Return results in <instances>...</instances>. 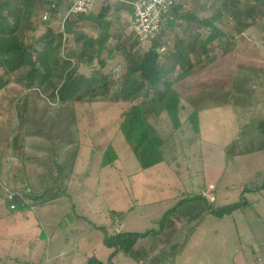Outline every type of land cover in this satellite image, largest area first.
Masks as SVG:
<instances>
[{
  "label": "rangeland",
  "instance_id": "374dc122",
  "mask_svg": "<svg viewBox=\"0 0 264 264\" xmlns=\"http://www.w3.org/2000/svg\"><path fill=\"white\" fill-rule=\"evenodd\" d=\"M113 1L97 0L93 7L95 13L100 3ZM37 5L42 9L40 18L45 20L46 6L40 1ZM182 25L188 28L185 22ZM57 26L55 23L48 33H53ZM124 27L121 17L115 20L114 31ZM222 29L236 41L232 51L216 53L211 64L178 83L182 95L181 128L173 130L166 112L151 114L149 118L163 137L174 131L172 144L178 158L182 156L180 151L190 152L181 162L177 159L180 164L163 163L150 169L140 167L119 131L123 113L130 108L129 102L72 99L61 103L58 95L51 98L37 87L29 88L24 70L7 76L10 83L0 91V216L12 211L6 202L8 188L27 189L30 186L35 191H43L52 188L59 177L60 184L66 185L71 195L44 205L34 203L30 210L14 211L8 218H0L3 241L0 245L8 248L12 257L39 264L43 250L12 246L9 240L35 238L43 231L45 238L53 237L48 240L44 264H86L92 257L107 262L113 248L106 244L105 232L98 226H104L109 234L158 228L163 214L179 199L178 196L176 200L171 199L176 177L184 181L183 189L193 190L188 180L191 181L192 172L198 173L200 184L194 188L204 195L206 189L201 187L206 176L204 162L208 164V179L217 182V189L211 185L208 196L204 195L207 199L221 206L244 195L250 203L222 217L208 215L194 231L176 264H264V188H260L264 185V148L257 150L264 142L257 131V126L264 124V28L255 25L237 34L232 20H226ZM75 30L76 34L98 33V29L86 20L79 22ZM33 33L35 38L41 37L47 33V28ZM74 38L64 33L61 49L63 55L75 63L77 45ZM172 44L170 41L167 49L161 50L169 51ZM3 72L0 67V74ZM79 72L88 71L81 67ZM216 107L218 112L208 111ZM195 109L203 110L207 142L199 140L200 130L197 132L188 119ZM245 124L249 126L238 135L240 140L235 150L242 155L227 159L222 144L227 143L226 147L234 141ZM109 144L116 150L118 159L114 165L102 167V154ZM58 165L66 166L63 174H59ZM73 204L77 213L88 220L71 221L67 228L60 227L63 218L72 212ZM113 209L127 211L122 222L117 216L114 220L109 218ZM200 210V206L194 205L190 212L169 223L159 238L140 242L138 251L149 246L150 255L154 256L178 246L196 223ZM14 258L7 261L13 262ZM116 264L146 262L136 263L121 255Z\"/></svg>",
  "mask_w": 264,
  "mask_h": 264
},
{
  "label": "trees",
  "instance_id": "16d2710c",
  "mask_svg": "<svg viewBox=\"0 0 264 264\" xmlns=\"http://www.w3.org/2000/svg\"><path fill=\"white\" fill-rule=\"evenodd\" d=\"M37 1L46 6L48 14L45 20L40 18L42 9L38 8ZM132 1L102 3L97 13L94 10L72 13L62 23V17L70 8L69 0H0V67L4 69L0 74V91L10 83L9 74L24 70L23 76H26L29 88L37 87L51 98L58 95L61 103L72 99L82 102H129L130 108L123 113L119 131L140 167L150 169L163 163L169 165L177 162L178 154L172 143L173 132L182 126L180 80L211 64L216 53H229L236 46V41L222 29L226 20H232V28L237 34L255 25L264 28V22L258 20H264V0H188L186 3L178 0L163 16L158 33L145 43L130 29L134 13ZM191 4L192 7H189ZM120 17L125 27L114 31V22ZM85 20L98 29L97 35L76 34L77 24ZM184 22L188 28L183 27ZM55 23L58 24L57 29L48 33ZM41 28H47V33L35 38L33 32ZM64 33L75 36V63L62 53ZM170 41L173 42L170 50H161L164 47L167 49ZM81 67L88 72L80 73ZM163 112L169 116L174 130L166 137L149 120L151 114ZM188 119L199 132L198 109ZM247 126L245 124L241 128L237 137L247 130ZM257 131L264 139V124H259ZM236 145L235 138L225 147L227 159L240 154L235 151ZM262 148L264 142L257 150ZM117 159L116 150L109 144L103 151L101 166H112ZM65 167L57 166L59 174L65 172ZM55 182L52 188L43 191H35L30 186L27 189L8 188L6 192L12 193L13 199L6 198V202L9 207L15 204L11 212L30 210L34 203L44 205L60 197H71L66 185L60 184L59 177ZM260 188H264V185ZM178 198L158 221L159 227L156 229L109 234L104 226H98L105 232L104 240L113 251L107 262L92 257L86 264H116L121 255L136 263L176 264L177 257L208 215L222 217L249 203L242 195L233 203L216 206L214 201L196 191L183 192ZM194 205L201 207L196 223L178 246L162 250L154 256L150 255L149 246L138 251L140 242L145 239L153 242L159 238L169 223L190 212ZM72 208V212L59 223L60 227L67 228L71 221L88 220L85 215L77 213L74 204ZM126 213L113 209L109 218L114 220L117 216L122 222ZM45 235L42 232L41 237L45 238Z\"/></svg>",
  "mask_w": 264,
  "mask_h": 264
},
{
  "label": "built area",
  "instance_id": "2783aa9c",
  "mask_svg": "<svg viewBox=\"0 0 264 264\" xmlns=\"http://www.w3.org/2000/svg\"><path fill=\"white\" fill-rule=\"evenodd\" d=\"M97 0H69L70 8L64 15V21L70 14L88 13L93 9ZM105 0H102V2ZM178 0H133V18L130 29L138 39L145 43L151 40L160 30L163 16ZM101 5V3H100ZM46 17V16H45ZM7 199H13V194L7 191ZM205 196L206 193H204ZM214 199V197H213ZM15 208V204L10 206Z\"/></svg>",
  "mask_w": 264,
  "mask_h": 264
},
{
  "label": "crops",
  "instance_id": "0c3cea01",
  "mask_svg": "<svg viewBox=\"0 0 264 264\" xmlns=\"http://www.w3.org/2000/svg\"><path fill=\"white\" fill-rule=\"evenodd\" d=\"M219 109V108H218ZM217 109V107L214 109H212V110H208L210 113L211 112H218L219 110ZM200 139L199 140H204L205 142H207V140H206V134L204 133V129L206 130V127H205V125H204V122H203V120H204V115H203V110H200ZM210 114H208L207 115V117L209 116ZM204 125V126H203ZM204 127V128H203ZM206 133H208V130H206ZM202 138V139H201ZM238 138V137H237ZM236 138V139H237ZM239 140H240V138H238ZM237 139V140H238ZM210 143V142H209ZM227 143H223L222 144V150H223V154L225 155V145H226ZM180 154L182 155V156H180V158H178L179 160H180V162H181V158H183V157H186V158H188V156H190V152H188V151H186V153L185 152H182V151H180ZM242 154H238L237 156H235V157H238V156H241ZM234 157V158H235ZM179 160H177V163L178 164H180L179 163ZM158 166V165H157ZM157 166H155V167H157ZM192 166V170L194 171L195 169H194V164L193 165H191ZM202 166H204V171H205V174H206V176H204V179H203V181H201V187H203L204 186V188L206 189V191H203V193H206V195H208V191L210 192V190L209 189H211V185H214V187L216 186V189H217V182H213V181H210L209 179H208V177H207V173H206V168L208 167V164H206V163H204V162H202ZM152 168H154V167H152ZM197 175H199L198 173H195V172H192L191 173V181H189L188 180V183H189V186H191V187H193V190H187L186 188H184L183 189V187H185V186H183V185H185V183H184V181H182V179H180L179 177H176V181H175V183L172 185V188H173V190L175 191V193H173V195H172V197H171V199L173 200V199H175L178 195H180L181 193H183V192H187V191H195V188H194V186H196L197 184H200V177L199 176H197ZM187 177H188V175H187ZM221 180V177H219V179H218V181H220ZM178 182H180L179 184H178ZM187 183V184H188ZM191 183V184H190ZM177 189V190H176ZM202 189V188H201ZM240 190L242 191L243 190V188L242 187H240ZM176 191H180L179 193H177ZM198 192L200 193L201 191L200 190H198ZM216 192V196H217V190L215 191ZM215 192H213V194L215 193ZM177 199V198H176ZM175 199V200H176ZM248 200V199H247ZM248 202L250 203V200H248ZM254 202V201H253ZM248 203V204H249ZM173 206V205H172ZM12 215V212L11 211H9V212H7V213H5V214H2V216H0V218H8V216H11ZM43 229V228H42ZM43 231H41V233H42ZM41 233H39L35 238H31L30 237V239H29V237L28 238H18V239H11V240H9L10 241V244L12 245V246H18V245H20L21 246V248H24V249H28V247L27 246H30L31 248H34V250L35 249H39V250H43V254H42V258H41V260L40 261H42L41 263L42 264H44L45 262H46V250H47V248L49 247V242H48V240H51L53 237L52 236H47V238H43V237H41ZM0 237H2V236H0ZM46 237V236H45ZM191 239V238H190ZM190 241V240H189ZM1 242H3V241H1V238H0V244H1ZM4 242H7L6 240L4 241ZM189 243V242H188ZM186 247H187V245H186ZM186 247H185V249H184V251L182 252V254H180L179 256H178V258H177V262H178V259L183 255V253L185 252V250H186ZM0 249L2 250V252H0V262H1V264H36L33 260H25V259H20V258H14V256L12 257L11 255H10V250L8 249V248H5V247H2L1 245H0ZM8 258H14L15 260H13V262H8L7 261V259ZM4 260H6V263L4 262V263H2V261H4ZM40 261H39V263H40ZM176 262V263H177Z\"/></svg>",
  "mask_w": 264,
  "mask_h": 264
},
{
  "label": "water",
  "instance_id": "95a60500",
  "mask_svg": "<svg viewBox=\"0 0 264 264\" xmlns=\"http://www.w3.org/2000/svg\"><path fill=\"white\" fill-rule=\"evenodd\" d=\"M157 50H160V49H157Z\"/></svg>",
  "mask_w": 264,
  "mask_h": 264
}]
</instances>
